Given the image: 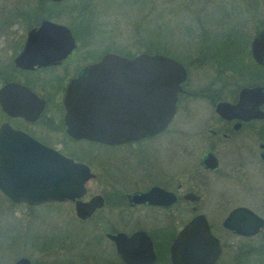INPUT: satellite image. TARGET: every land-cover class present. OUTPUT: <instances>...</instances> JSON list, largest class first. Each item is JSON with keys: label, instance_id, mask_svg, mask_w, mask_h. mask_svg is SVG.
<instances>
[{"label": "flooded vegetation", "instance_id": "flooded-vegetation-1", "mask_svg": "<svg viewBox=\"0 0 264 264\" xmlns=\"http://www.w3.org/2000/svg\"><path fill=\"white\" fill-rule=\"evenodd\" d=\"M65 1L0 0V128L7 125L76 162L85 163L95 174L92 179L97 178V174L93 171V166L89 164L90 161L80 155V152L66 151L67 141L78 144H99L107 148H122L128 157L140 153L139 159L143 161L146 153L141 148L146 142L154 141L158 137H165L167 134L185 137L186 141L179 145L169 143V155L156 160L160 164L157 168L147 169L144 167L142 169L143 173L138 178L140 180L138 188L126 190L120 187L112 188L109 192H95L91 196L101 195L103 205L86 219L76 217L82 222L91 219L100 229H109L113 226L112 220L108 218V215L104 216L101 211L107 203L110 208L121 205L130 220V224L126 225H131L133 229L128 232L114 231L112 228L101 231L114 250V243L107 237L108 233L125 232L130 235L135 231L142 230L152 240L156 255L153 264H157L158 258L163 255L160 256L157 251L154 231L162 229L169 233L164 240V256L169 264H172L170 246L174 239L187 223L197 215H202L207 222L210 234L217 239L220 247L219 257L214 264H247V262L261 264V258L264 255V186H260L264 185V102L254 104L252 100L246 98L240 106L222 109L220 112L216 108L220 102L237 105L240 101L241 89L255 86L264 87V80L255 83H253L254 80H250L251 84H244L239 83L236 76L221 75L223 65L231 67L232 73L235 72V74L239 69L228 62L225 63L224 60L213 63L207 54L209 46L203 45L197 56L208 60L194 59L191 61V67L201 66L202 69H205L204 65H209L213 69L218 66V76L213 75L208 79H200V82H194L188 74L187 64L184 65L177 57L166 54L184 66L186 76L180 85L181 90L177 93L173 117L165 128L155 133H146L139 139L125 140L114 144L74 137L68 133L65 120L64 97L67 87L71 81L82 78L87 66L97 62L105 53L115 51H105L100 55L88 56L90 49L86 45L78 44L76 34L70 26L65 24L70 29L75 41L71 51L52 63L35 61L34 49L40 46V41H42L43 51L49 52L50 37L49 35L47 37L35 36L33 29L37 28L42 20H51L48 17L51 4L61 7ZM252 39L248 47L253 62L251 65L264 69V64L256 62L252 57ZM224 69L229 70L228 68ZM35 97L37 100H43V108L36 118H34ZM192 104H199L196 116L193 120L191 117L190 122L184 125L178 123L176 121L178 113L189 110L188 107ZM52 105H56L59 109L57 117L52 115L49 108ZM108 105L112 128L125 130L129 114L125 109L124 98L123 100H110ZM58 145L61 148L58 149ZM21 152H25V150H21ZM2 153H8V151L2 150ZM2 157L4 160H0V173L9 175L13 169L17 170L11 157ZM149 158L153 160L156 159V156L151 153ZM116 168V162L108 160L103 162L99 171L100 173L104 172L113 181L119 182L118 178H114L111 174L112 170ZM5 182L12 183L8 179ZM88 182L85 196L88 193ZM153 187L161 189L155 204L130 203L129 194L147 192ZM254 189L258 190L261 195L256 194ZM0 193L13 202L3 190L0 189ZM84 197L82 200L85 201L90 198L85 199ZM67 201L71 202L74 208V202ZM54 203L61 202L43 205ZM240 207L247 208L262 218L263 226L256 233L244 235L237 232L236 229L225 226L224 221L230 213ZM145 209L153 211V215L164 217L166 224L155 227V230L135 224L133 221L137 217L134 212ZM179 211L188 213L186 218L179 219ZM95 215L97 217L94 220ZM233 223L241 226L238 225L237 219ZM243 229H247V227L245 226ZM227 249L231 251V254L228 253L229 259L225 261L222 257Z\"/></svg>", "mask_w": 264, "mask_h": 264}, {"label": "rangeland", "instance_id": "rangeland-1", "mask_svg": "<svg viewBox=\"0 0 264 264\" xmlns=\"http://www.w3.org/2000/svg\"><path fill=\"white\" fill-rule=\"evenodd\" d=\"M52 9L54 16L50 19L70 26L78 44L90 49V57L114 48L133 55L167 52L187 64L189 76L194 82H200V79L218 76V66L213 69L209 65H204L205 69L191 67L194 59L208 60L197 56L200 48L207 45V54L213 63L224 60L239 69L235 74L231 67L223 65L229 70L221 68V75L236 76L237 81L244 84H251L250 80H254L253 83L264 80V69L251 65L253 62L248 52L250 40L264 24V0H66L61 7ZM233 28L243 35L230 42L227 36ZM198 105L192 104L189 110L180 111L176 121L184 125L191 117L193 120ZM49 108L57 117V106ZM184 141L186 139L181 135L167 134L146 142L143 148L140 147L146 153L143 161L139 159L140 153L128 157L122 148L99 144L67 141L65 148L69 152H80L97 174V178L88 182V193L84 197L88 199L95 192H109L112 188H138L142 169L157 168L160 164L156 160L169 155V143L179 145ZM151 153L156 159L149 158ZM108 160L116 162L117 168L111 174L119 182L104 172L100 173L103 162ZM254 192L261 195L256 189ZM123 209L121 205L110 208L107 203L101 212L108 215L113 226L102 229L132 230L131 225H126L130 220ZM187 214L179 211L178 218L184 219ZM134 215L137 217L133 221L135 224L153 230L165 223L164 217L153 215L151 210L135 211ZM102 229L91 219L78 220L71 202L28 206L10 202L0 193V264H13L22 256L28 257L31 264H120L115 260L114 247L104 238ZM167 233L162 229L154 231L157 251L163 255L157 264H169L164 256ZM228 253L231 254L229 249L223 254L225 261L229 259ZM261 264H264V255Z\"/></svg>", "mask_w": 264, "mask_h": 264}, {"label": "water", "instance_id": "water-1", "mask_svg": "<svg viewBox=\"0 0 264 264\" xmlns=\"http://www.w3.org/2000/svg\"><path fill=\"white\" fill-rule=\"evenodd\" d=\"M33 33L50 37L49 52L43 51L42 41L34 49L35 61L40 60V63L60 60L75 45L70 29L52 20H42ZM251 54L256 62L264 64V27L251 41ZM185 76L184 66L166 54L139 52L128 57L107 52L85 68L82 78L68 85L64 97L67 131L74 137L106 144L139 139L146 133L158 132L173 117L177 93ZM123 98L129 121L125 123V130H116L109 120L108 103ZM246 98L254 104H262L264 87L243 88L237 105L220 102L216 109L220 112L240 106ZM34 102L36 118L43 108V100L35 97ZM2 150L8 153H2ZM2 156L11 157L17 168L9 175L0 173V189L13 202L42 205L69 200L74 202L75 214L81 219L90 217L104 203L99 194L82 200L87 182L95 177L88 165L76 162L7 125L0 128V160H4ZM7 179L12 183L7 184ZM160 192V188L153 187L147 192H133L128 198L131 204H155ZM235 219L241 226L233 223ZM224 224L244 235H252L263 226V220L249 209L240 207L230 213ZM245 226L247 229H243ZM107 237L113 241L125 264L155 262L153 243L145 231H135L130 235L125 232L108 233ZM219 254L218 241L210 234L202 215L187 223L170 246L172 264H214ZM13 264H31V261L22 256Z\"/></svg>", "mask_w": 264, "mask_h": 264}, {"label": "trees", "instance_id": "trees-1", "mask_svg": "<svg viewBox=\"0 0 264 264\" xmlns=\"http://www.w3.org/2000/svg\"><path fill=\"white\" fill-rule=\"evenodd\" d=\"M54 7H56V5L55 4H51V8H50V15L48 16V17H52V16H54V10L52 9V8H54ZM261 28H263L264 27V24L263 25H261L260 26ZM260 27L258 28V31L260 30ZM242 35H243V33H241V31H239V30H237V28H233V30H232V32H231V34L230 35H224V36H227V38H228V40L231 42L232 40H234L236 37H242ZM249 42V41H248ZM208 45H209V41H208ZM113 51H116V52H118V53H120V54H123V55H126V56H128V57H131V56H133V54H130V53H127V52H125V51H123V50H121V49H117V48H114V49H112ZM149 51V50H148ZM158 52H162V51H158ZM166 54H168L167 52H166ZM115 252V251H114ZM114 255H116L117 257H118V259L116 258V256H115V260L118 262V263H120V264H125L120 258H119V256H118V254L115 252V254Z\"/></svg>", "mask_w": 264, "mask_h": 264}]
</instances>
